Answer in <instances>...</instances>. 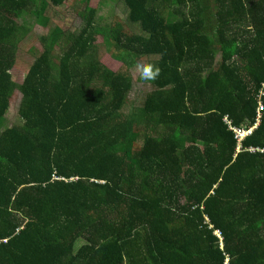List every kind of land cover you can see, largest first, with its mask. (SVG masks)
<instances>
[{
    "label": "trees",
    "instance_id": "16d2710c",
    "mask_svg": "<svg viewBox=\"0 0 264 264\" xmlns=\"http://www.w3.org/2000/svg\"><path fill=\"white\" fill-rule=\"evenodd\" d=\"M75 2L0 0V123L21 94L20 125L0 131V264H264V0H125L142 33L107 26L115 72L95 60L98 5L81 0L86 26L42 37L15 84L16 20L45 28ZM125 56L161 69L138 118L119 113ZM260 103L238 151L223 118L249 129Z\"/></svg>",
    "mask_w": 264,
    "mask_h": 264
},
{
    "label": "rangeland",
    "instance_id": "374dc122",
    "mask_svg": "<svg viewBox=\"0 0 264 264\" xmlns=\"http://www.w3.org/2000/svg\"><path fill=\"white\" fill-rule=\"evenodd\" d=\"M75 1L76 2L74 9L69 12L68 10L47 9V13L45 14V16L49 19V23L45 28H42V26L38 22H36L32 17L27 14H21L16 20L17 24L21 26L24 30H26L27 33L24 35H20L18 38V42L16 43L15 60L9 70L11 77L13 75L12 80L15 81V83H21L26 69L32 63L36 53L40 52V49L36 46H39V44H41L40 40L42 37L49 35L51 33V30L56 27L62 28L66 32L77 34L86 26L87 21L84 17L86 15V5L81 2V0ZM92 1L95 3V5H98L95 26L100 31V33H98L99 35L96 36L93 48L94 56L96 57L95 60H101L102 64L107 66L109 70L115 72L120 67L122 68V65H124V63H122L118 59V54H116V52H114L110 48V43L106 41L105 36L108 33L107 26L110 25V22L112 20L117 18L119 21L125 22L127 29L131 32L136 34H141L142 32L138 26H130L126 23V19L128 17V10L125 6V0ZM125 59H130L132 61V63L131 61L130 63H127V69L131 74L133 87L127 103L124 105V107L121 108L119 113L129 119L138 118L139 112L136 109L135 105L137 106V104L140 102L143 94L145 95L148 92H152L155 88L150 83V81L145 82L140 79L139 73L135 70V65L137 63L147 64L152 59L148 57H140L135 59L133 56H125ZM220 60L221 53L219 50H217L215 64L219 63ZM20 98V93L18 91H15L13 94L12 101L10 103V107L5 115V118L2 120L3 123L1 122L2 126L0 127V131L11 126L20 125V120L17 114V106L19 104ZM261 118L259 119V121L256 119L254 125L251 128L252 130H255V128L260 125ZM243 130L247 131L249 129ZM184 137L185 135H181V138ZM241 150L242 148L241 146H239L238 151ZM183 203L184 202L182 200L181 204ZM83 243H85V240H77L75 245L76 249H78V247L81 246Z\"/></svg>",
    "mask_w": 264,
    "mask_h": 264
},
{
    "label": "built area",
    "instance_id": "2783aa9c",
    "mask_svg": "<svg viewBox=\"0 0 264 264\" xmlns=\"http://www.w3.org/2000/svg\"><path fill=\"white\" fill-rule=\"evenodd\" d=\"M259 105H260V108L258 109L257 116H256V119L258 121L262 117V111L261 110L263 108L261 103ZM223 121L228 126V129L233 132L234 138L236 139V141H238V147L241 146V148H242L241 143L244 140V138L251 135L252 132L254 131L251 129L252 127H250L249 130L245 131L241 128L232 127V125L230 124V121L227 119V117H224ZM250 151L255 152V149L251 148ZM207 222H208V220H207ZM214 233L218 237V240L220 241L221 247H223V235H222V233H220V231L218 229H216Z\"/></svg>",
    "mask_w": 264,
    "mask_h": 264
},
{
    "label": "clouds",
    "instance_id": "9594fccd",
    "mask_svg": "<svg viewBox=\"0 0 264 264\" xmlns=\"http://www.w3.org/2000/svg\"><path fill=\"white\" fill-rule=\"evenodd\" d=\"M135 70L139 73V77L142 81H155L159 78L161 69L156 64L147 63H137L135 65Z\"/></svg>",
    "mask_w": 264,
    "mask_h": 264
},
{
    "label": "crops",
    "instance_id": "0c3cea01",
    "mask_svg": "<svg viewBox=\"0 0 264 264\" xmlns=\"http://www.w3.org/2000/svg\"><path fill=\"white\" fill-rule=\"evenodd\" d=\"M101 61V60H100ZM104 65V64H103ZM107 67V66H106ZM108 69V68H107ZM109 70V69H108ZM25 75V74H24ZM12 77H13V75H12ZM23 78H24V76H23ZM23 78H22V80H23ZM14 83H15V81H14ZM21 83H22V81H21ZM21 83H15V84H17L18 86L21 84ZM15 91H18V90H14L13 92H12V94L10 95V99H9V106H8V109H9V107H10V103H11V101H12V98H13V94H14V92ZM19 92V91H18ZM20 93V92H19ZM21 95V94H20ZM20 101H21V98H20ZM20 101H19V104H20ZM19 104H18V106H19ZM18 106H17V110H18ZM18 114V113H17Z\"/></svg>",
    "mask_w": 264,
    "mask_h": 264
}]
</instances>
